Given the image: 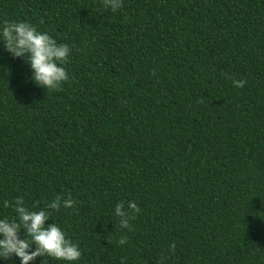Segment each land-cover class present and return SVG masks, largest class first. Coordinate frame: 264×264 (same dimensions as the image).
I'll return each instance as SVG.
<instances>
[{
  "label": "trees",
  "instance_id": "1",
  "mask_svg": "<svg viewBox=\"0 0 264 264\" xmlns=\"http://www.w3.org/2000/svg\"><path fill=\"white\" fill-rule=\"evenodd\" d=\"M5 21L71 55L47 93L0 43V219L62 194L75 207L47 223L72 264H264V0H0V39ZM121 201L141 209L131 232Z\"/></svg>",
  "mask_w": 264,
  "mask_h": 264
},
{
  "label": "clouds",
  "instance_id": "2",
  "mask_svg": "<svg viewBox=\"0 0 264 264\" xmlns=\"http://www.w3.org/2000/svg\"><path fill=\"white\" fill-rule=\"evenodd\" d=\"M104 4L115 13L123 7V0H104ZM5 50L13 58H25L34 75V83L48 92L63 91V84L70 80L66 65L69 63L71 49L67 44H58L47 33H42L28 22L5 21L2 29V39ZM226 79L232 77L225 74ZM233 86L243 88L246 80L232 79ZM14 211L17 216L13 220L0 219V259L11 260L19 257L21 264H30L37 258L43 257L41 264H47L48 259L65 261L72 264L81 258L78 244L66 237V234L56 224L47 222L52 220V210L59 212L61 207L70 209L75 207V201L69 196L67 199L58 194L54 200L47 204L45 209L39 211L30 210L25 206L23 197L15 200ZM12 206L8 201L4 207ZM33 207H38L34 205ZM141 212L140 207L132 201H121L115 206V215L118 217V231L127 229L133 231L131 222ZM24 232L26 239L20 238ZM110 242V239H108ZM128 242L126 235L121 236L119 243ZM35 246V250H33ZM176 245H170L169 252L174 254ZM167 257L161 255L158 264H165Z\"/></svg>",
  "mask_w": 264,
  "mask_h": 264
}]
</instances>
